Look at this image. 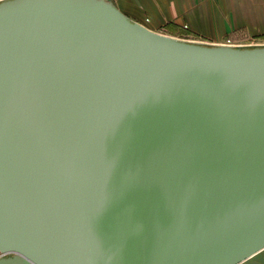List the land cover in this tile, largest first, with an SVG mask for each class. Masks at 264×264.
<instances>
[{"label": "water", "instance_id": "95a60500", "mask_svg": "<svg viewBox=\"0 0 264 264\" xmlns=\"http://www.w3.org/2000/svg\"><path fill=\"white\" fill-rule=\"evenodd\" d=\"M0 264H264V46L1 0Z\"/></svg>", "mask_w": 264, "mask_h": 264}, {"label": "crops", "instance_id": "0c3cea01", "mask_svg": "<svg viewBox=\"0 0 264 264\" xmlns=\"http://www.w3.org/2000/svg\"><path fill=\"white\" fill-rule=\"evenodd\" d=\"M132 22L175 39L242 47L264 38V0H109Z\"/></svg>", "mask_w": 264, "mask_h": 264}, {"label": "built area", "instance_id": "2783aa9c", "mask_svg": "<svg viewBox=\"0 0 264 264\" xmlns=\"http://www.w3.org/2000/svg\"><path fill=\"white\" fill-rule=\"evenodd\" d=\"M1 1V0H0ZM227 45H231L230 42L227 40L226 43ZM248 45H255V46H264V38L263 39H259V40H250L248 42Z\"/></svg>", "mask_w": 264, "mask_h": 264}, {"label": "rangeland", "instance_id": "374dc122", "mask_svg": "<svg viewBox=\"0 0 264 264\" xmlns=\"http://www.w3.org/2000/svg\"><path fill=\"white\" fill-rule=\"evenodd\" d=\"M180 40H183V39H180ZM186 41V40H185ZM189 42H191V41H189ZM201 44V43H200ZM248 44V43H247ZM226 46H227V44H225ZM228 46H231V45H228ZM242 47H258V46H255V45H245V46H242ZM259 47H262V46H259Z\"/></svg>", "mask_w": 264, "mask_h": 264}]
</instances>
